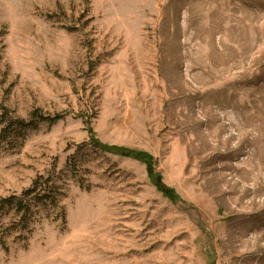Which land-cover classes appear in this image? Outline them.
Instances as JSON below:
<instances>
[{
	"label": "rangeland",
	"instance_id": "obj_1",
	"mask_svg": "<svg viewBox=\"0 0 264 264\" xmlns=\"http://www.w3.org/2000/svg\"><path fill=\"white\" fill-rule=\"evenodd\" d=\"M39 114L0 200L64 215L1 210L0 264H264V0H0V122Z\"/></svg>",
	"mask_w": 264,
	"mask_h": 264
},
{
	"label": "trees",
	"instance_id": "obj_2",
	"mask_svg": "<svg viewBox=\"0 0 264 264\" xmlns=\"http://www.w3.org/2000/svg\"><path fill=\"white\" fill-rule=\"evenodd\" d=\"M36 120H32L29 122H23V121H13L12 122H0V136L4 135V137L7 139L10 135V128L14 127V132L17 135V137L23 138L26 131L29 129H35L37 127V124L40 122H48L53 123L60 119V116L55 117H45L43 115H37ZM15 125V126H14ZM92 143V144H91ZM89 143L91 146H93L96 149L99 150H105L110 151V149L114 147H105L98 145L95 141H91ZM49 177L44 180L41 176L38 177L34 182L32 183L31 187L26 190L21 197L16 196H10L9 198H4L0 200V211L4 210L5 208L12 210L13 213L18 217L19 224H23V227H27L28 221L31 217L40 216V209H44L45 212H49L51 209H59L61 211L62 215H64L63 209L58 206L60 204L59 202V187L56 185L55 182ZM44 180V181H41ZM47 216H50L47 214Z\"/></svg>",
	"mask_w": 264,
	"mask_h": 264
},
{
	"label": "water",
	"instance_id": "obj_3",
	"mask_svg": "<svg viewBox=\"0 0 264 264\" xmlns=\"http://www.w3.org/2000/svg\"><path fill=\"white\" fill-rule=\"evenodd\" d=\"M158 181H160V178H158Z\"/></svg>",
	"mask_w": 264,
	"mask_h": 264
}]
</instances>
